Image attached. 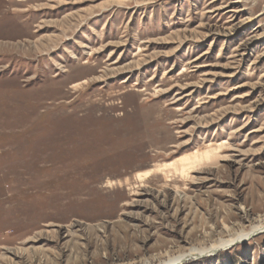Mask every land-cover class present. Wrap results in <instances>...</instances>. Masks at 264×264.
Segmentation results:
<instances>
[{
    "label": "rangeland",
    "instance_id": "obj_1",
    "mask_svg": "<svg viewBox=\"0 0 264 264\" xmlns=\"http://www.w3.org/2000/svg\"><path fill=\"white\" fill-rule=\"evenodd\" d=\"M255 224L264 0H0V264H264Z\"/></svg>",
    "mask_w": 264,
    "mask_h": 264
},
{
    "label": "bare ground",
    "instance_id": "obj_2",
    "mask_svg": "<svg viewBox=\"0 0 264 264\" xmlns=\"http://www.w3.org/2000/svg\"><path fill=\"white\" fill-rule=\"evenodd\" d=\"M195 155L193 154V153H186V154H184L183 156H182V160L184 161V163H185V165H187V167L189 166H191V167H194L195 165H194V162H192V163H189V161H190V159L192 158V157H194ZM195 160V159H194ZM196 162V161H195ZM184 165V167H186ZM186 169V168H185ZM187 169H189V168H187ZM183 171V170H182ZM264 229V224H255V225H252L251 226V229L247 232H245V236L247 237V236H249V235H252V233H255V232H257L258 230L259 231H262ZM235 237H233V238H230L228 241H221V242H218V243H212L211 245H209V246H207V247H193V248H191L190 249V252H193L192 254H190L189 255V253L188 254H186V258H188V257H190V256H203V255H207L209 252H211V251H214V250H217V249H220V248H223L224 247V245H227V244H231V243H233V241L234 240H237V239H242L243 238V235H239L238 237H236L235 239H234ZM183 255V254H182ZM182 255H180V257H178V260L177 261H181V259H186V258H182V257H185V256H182ZM171 260V261H170ZM173 261H175L174 260V258H169L168 260H166V261H164V263H169V262H171V263H173ZM164 263H161V264H164Z\"/></svg>",
    "mask_w": 264,
    "mask_h": 264
}]
</instances>
